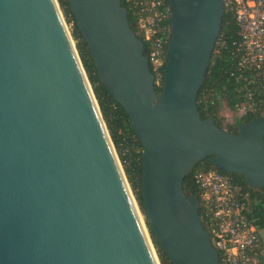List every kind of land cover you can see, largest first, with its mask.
Instances as JSON below:
<instances>
[{
	"label": "water",
	"instance_id": "obj_1",
	"mask_svg": "<svg viewBox=\"0 0 264 264\" xmlns=\"http://www.w3.org/2000/svg\"><path fill=\"white\" fill-rule=\"evenodd\" d=\"M142 144L141 206L59 0H0V264H223L184 178L203 159L264 188V115L235 132L198 93L224 0H168L163 82L123 0H67ZM160 87V91H157Z\"/></svg>",
	"mask_w": 264,
	"mask_h": 264
},
{
	"label": "built area",
	"instance_id": "obj_2",
	"mask_svg": "<svg viewBox=\"0 0 264 264\" xmlns=\"http://www.w3.org/2000/svg\"><path fill=\"white\" fill-rule=\"evenodd\" d=\"M132 11L137 34L148 42L147 55L160 86L164 77L166 50L170 36V8L167 0H123ZM225 11L232 10L239 26L241 40L240 68L254 73L264 95V0H224ZM256 110L260 103L253 101ZM245 106L243 110H246ZM199 187L200 216L211 234L212 242L223 264H264V240L254 224L248 221L249 197L227 173L199 169L194 174Z\"/></svg>",
	"mask_w": 264,
	"mask_h": 264
},
{
	"label": "trees",
	"instance_id": "obj_3",
	"mask_svg": "<svg viewBox=\"0 0 264 264\" xmlns=\"http://www.w3.org/2000/svg\"><path fill=\"white\" fill-rule=\"evenodd\" d=\"M66 19L73 23L72 33L77 40V48L81 59L92 83L95 95L98 99L103 116L109 128L111 137L125 169L130 185L140 205H143L141 194L142 166L141 152L142 144L138 139L130 117L124 107L118 103L109 92L105 84L100 80L94 59L90 53L87 42L84 40L76 24L74 14L67 0H59ZM168 1V0H167ZM130 22L135 28V20L132 11L127 7ZM239 26L236 22L234 12L226 10L220 35L212 54L211 63L205 76L204 84L198 93V107L202 117H213L221 126L224 116L222 108L226 105L232 110L234 116L227 130L235 132L238 125L249 121L257 115H264V95L260 92V84L255 79L254 73L240 68V50L237 43L241 40ZM148 51L149 44L145 42ZM160 91V87H157ZM253 92V101L260 103L256 110L249 108L252 103L247 93ZM246 110H243L244 107ZM215 169L227 173L234 182H237L249 197L248 221L255 225L259 235L264 240V188H251L245 180L244 175L239 173H228L223 169L212 165L207 158L201 160L195 168L184 178V190L189 194L199 195V187L194 179V174L199 169ZM162 264H174L170 257L163 252L157 241Z\"/></svg>",
	"mask_w": 264,
	"mask_h": 264
},
{
	"label": "rangeland",
	"instance_id": "obj_4",
	"mask_svg": "<svg viewBox=\"0 0 264 264\" xmlns=\"http://www.w3.org/2000/svg\"><path fill=\"white\" fill-rule=\"evenodd\" d=\"M67 24H68L69 29L72 31L73 23L67 20ZM74 40L77 44V40L75 39V37H74ZM221 114L222 116H224L223 122L221 123V127L228 129L230 122H232L236 114L232 110H230L226 105L223 106Z\"/></svg>",
	"mask_w": 264,
	"mask_h": 264
}]
</instances>
